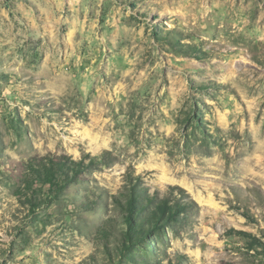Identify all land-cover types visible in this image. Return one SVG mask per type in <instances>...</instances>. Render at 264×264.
I'll use <instances>...</instances> for the list:
<instances>
[{"label":"rangeland","instance_id":"374dc122","mask_svg":"<svg viewBox=\"0 0 264 264\" xmlns=\"http://www.w3.org/2000/svg\"><path fill=\"white\" fill-rule=\"evenodd\" d=\"M0 264H264V0H0Z\"/></svg>","mask_w":264,"mask_h":264},{"label":"trees","instance_id":"16d2710c","mask_svg":"<svg viewBox=\"0 0 264 264\" xmlns=\"http://www.w3.org/2000/svg\"><path fill=\"white\" fill-rule=\"evenodd\" d=\"M63 167L67 168L69 166L70 170H74L75 166L74 164H69V165H62ZM78 172V171H77ZM135 191L138 190H133V195L130 197L129 202H128V218H127V224H128V229H129V234L128 238L132 241V239L139 237L143 235V233L146 232V228L152 226L154 223L155 228H158V226L163 223L164 225L170 224L173 225L175 222H177L179 219L178 215H180L182 212H185L186 210L184 209H178L174 210L173 208L171 210L168 209V214L165 212V210H162L163 213H160L162 215H158L156 213H153L149 220L147 219L145 222L141 220L140 216L138 213H140L138 208H142V204L140 201V197L136 196L134 194Z\"/></svg>","mask_w":264,"mask_h":264}]
</instances>
